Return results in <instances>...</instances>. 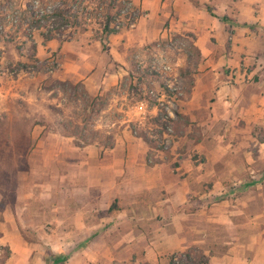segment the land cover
<instances>
[{
    "label": "crops",
    "instance_id": "0c3cea01",
    "mask_svg": "<svg viewBox=\"0 0 264 264\" xmlns=\"http://www.w3.org/2000/svg\"><path fill=\"white\" fill-rule=\"evenodd\" d=\"M131 1L144 13L134 28L104 41L43 36L39 48L98 95L159 41L191 43L199 62L177 136L151 164L153 148L130 124L158 114L146 100L104 151L34 133L31 160L41 168L0 169L6 264H47L48 253L68 255L65 264H171L176 253L264 264V0Z\"/></svg>",
    "mask_w": 264,
    "mask_h": 264
},
{
    "label": "rangeland",
    "instance_id": "374dc122",
    "mask_svg": "<svg viewBox=\"0 0 264 264\" xmlns=\"http://www.w3.org/2000/svg\"><path fill=\"white\" fill-rule=\"evenodd\" d=\"M122 1L0 0V169H31L32 163L33 169H40L41 159L31 160L36 146L33 135L39 131L41 135L63 133L73 137L77 145L75 137L70 134L71 129L67 130L63 125L71 122L74 125L86 123L87 128L100 129L102 136L96 138L98 146L103 151L111 148L103 145L106 136L110 131L117 136L127 125L125 120L136 111L134 106L140 100H146L151 106L157 105L158 113L165 112L169 120L161 139L157 140L155 135V143H150L153 149L149 162H157L155 150L171 147L181 119L179 102L188 96L193 84L191 75L199 62L191 43L176 35L159 41L150 56L135 58L132 70L117 86L98 94L101 98L96 106H86L82 99L78 101L69 97L59 81H82L61 75V57L57 53L45 56L39 48L45 41L43 36L51 32L56 36L54 39L60 41H72L86 33L104 41L111 32L105 29L109 15H112L109 25L114 29L112 32L134 28L144 13L131 0L135 10L139 11L136 25H123L121 29L114 26L116 17L123 23L132 18L131 14L118 16L124 7ZM47 11L51 12L49 19L43 16ZM184 54H190L189 61H180ZM174 96V116H170L158 98L168 100ZM157 115L147 114L143 124L131 122L134 132L140 135L142 130L153 131L157 127L154 123ZM6 248L0 245V264L7 262ZM180 254L190 253L171 255V264L175 258L183 264ZM190 255L196 259L206 257L202 253Z\"/></svg>",
    "mask_w": 264,
    "mask_h": 264
},
{
    "label": "trees",
    "instance_id": "16d2710c",
    "mask_svg": "<svg viewBox=\"0 0 264 264\" xmlns=\"http://www.w3.org/2000/svg\"><path fill=\"white\" fill-rule=\"evenodd\" d=\"M122 1V0H120ZM62 15V14H60ZM51 16L49 13L44 15V18L49 19ZM112 19V15H109V23L106 24L105 29L107 31H114L109 25H110V20ZM223 20H227L226 17H223ZM40 19H38L37 22H39ZM56 36L51 32L48 34L44 35V38L46 40H50L52 38H55ZM59 84L61 85L62 89L66 91L69 97L73 100L77 99L78 101H84L86 106H96V102L101 98L100 95H97L93 97L89 91L86 89L85 85L82 82H76L73 83L70 80H64V81H59ZM169 90V89H168ZM170 91V90H169ZM87 110V108L85 109ZM154 123L156 124V128L154 127L153 133L150 131L142 130L140 135L144 137L151 145H153L156 141L153 137L155 135L158 136L157 140L161 139V136L167 129V125L169 124V120L166 119V114L163 111H160L158 115L155 117ZM89 118L85 119L88 120ZM67 130L71 129L70 134L75 137V141L77 145L79 146H86L89 144H97L98 141L96 138L102 136V132L100 129H91L87 128L86 123L84 125H74L73 122L69 124H63ZM116 142V137L115 135L110 131L109 135L106 136L105 140L103 141V145L105 147H113ZM98 145V144H97ZM6 255L7 257L10 256L11 250L7 247L6 249ZM182 263L183 264H204L208 262V257H202V259H196L192 257L190 254H180ZM68 259V255H61V254H47L46 255V262L47 264H65V262Z\"/></svg>",
    "mask_w": 264,
    "mask_h": 264
},
{
    "label": "built area",
    "instance_id": "2783aa9c",
    "mask_svg": "<svg viewBox=\"0 0 264 264\" xmlns=\"http://www.w3.org/2000/svg\"><path fill=\"white\" fill-rule=\"evenodd\" d=\"M123 9H122V13L119 14L118 16H122L123 15H127V14H131L132 15V18L130 19V17L128 18V21L127 22H124L121 21L118 17H116V21H115V28L116 29H121V27L123 25H129L131 27L135 26L136 25V16L138 15L139 11H136L135 10V6L134 4L130 1V0H123ZM47 13L51 14L50 11H47ZM45 14H43L44 16ZM167 68H170L169 66H167ZM160 104L162 106H165L167 111H168V114L170 116H174V111H173V106L175 105L174 104V100H175V96L174 97H169L168 100H164L162 98H158ZM174 264H180V261L178 258H175V261H174Z\"/></svg>",
    "mask_w": 264,
    "mask_h": 264
}]
</instances>
